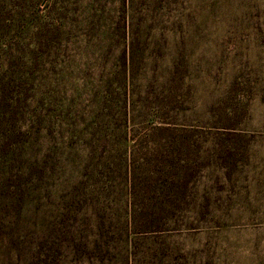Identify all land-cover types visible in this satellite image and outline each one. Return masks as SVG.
<instances>
[{"label":"rangeland","instance_id":"rangeland-1","mask_svg":"<svg viewBox=\"0 0 264 264\" xmlns=\"http://www.w3.org/2000/svg\"><path fill=\"white\" fill-rule=\"evenodd\" d=\"M13 2L32 32L65 22L57 93L33 92L28 111L67 102L74 135L63 146L44 128L27 155L0 135V264H264V0ZM17 23L0 21V60L27 36ZM125 48L141 70L126 115L135 173L119 165L124 132L96 150L81 120ZM148 224L157 231L134 233Z\"/></svg>","mask_w":264,"mask_h":264},{"label":"trees","instance_id":"trees-1","mask_svg":"<svg viewBox=\"0 0 264 264\" xmlns=\"http://www.w3.org/2000/svg\"><path fill=\"white\" fill-rule=\"evenodd\" d=\"M56 4L57 2L54 1L51 7H56ZM25 9V5L13 2V0H0V21L3 22L4 25L8 23L10 30L20 26L17 22H23L22 30H24L27 35L22 37L23 41L16 40L14 43H11L8 49L2 54L0 60V92H6V95L3 96V100H0V114H2L6 120L13 123V125H11L12 128L0 127V135H3V142L5 141L4 143L8 144L10 151L14 150L15 152L16 148H22L23 152L20 153L22 155L28 154L30 146L36 143V134L40 133L39 131L44 128H53L58 135L60 144L63 143V146H65V139L70 137V132L74 135L73 129L71 130L69 126L66 127L67 125L65 126V121L63 119V117L65 118L66 115L70 114V107L67 102L57 100V104L54 105L56 106L55 109L51 110V115H44L39 112L33 114L31 111H28V107L30 106L29 101L33 92L37 90L53 91V84L55 83L56 86L54 90H56L57 93V86L60 83L57 82L56 79L57 71L55 67L56 63L53 59V48L56 47L57 44V49L61 48L63 43L61 38L63 36L65 22L62 21L59 23L54 21L53 18V21H51V17H49V22L39 25L36 31L32 32L31 23L26 21L27 13ZM57 34L59 35L56 36ZM28 36L29 41H27ZM135 54L133 49L129 50L125 48L119 57V65L114 74L108 77L102 76V84L99 85L102 92L97 94V99H95L93 103V106H97L98 109H91L87 111V115L81 117L82 123H86L87 127L90 129L89 133L92 135L91 139L96 150L108 148V146L112 144V138L116 136L118 132H124L117 141L118 144L119 142L123 143L125 147V155L121 158L119 165L121 164V166L123 165V167L125 166L128 169L132 167L134 173V158L127 154V148L131 147L129 144L132 140L131 137L127 135V126L131 124V120L126 115L129 113L128 109L131 110L132 103L130 104L129 101L131 97L133 98L136 90L133 89L131 95L129 94V82L134 81V79L141 74L140 68L135 64ZM57 56L60 55L57 54ZM63 65L64 67H62L59 74L61 75L60 80L62 79L65 84L68 74L66 63ZM50 74L54 75L53 78L55 80L53 78L52 80H48ZM58 91L62 94L60 88H58ZM52 99L48 100V102L50 103ZM5 106H7V109L4 108ZM2 108L3 110H1ZM158 108L160 109V107ZM47 110L48 108L45 110L42 108V111ZM47 113L50 112L47 111ZM157 113L158 112H153L147 114V116L153 118L157 116ZM116 120L121 121L117 124L119 127H115ZM9 128L17 134L16 142L20 145L15 147V144L12 143V139H10L9 136L5 137L8 135L7 131ZM158 129L161 131H170L171 125H159ZM165 139L166 142H170V139ZM126 172L128 174L129 171L127 170ZM130 182L132 183V198L134 200L137 195L135 190V176H132ZM183 184L184 187L187 188L188 180L184 179ZM133 208H135L133 209L134 212L139 211L137 207L134 206ZM140 218V214L135 215L133 217L134 224H137V219ZM154 231L157 230L149 224L143 228H138L137 225H134V233L136 234Z\"/></svg>","mask_w":264,"mask_h":264}]
</instances>
